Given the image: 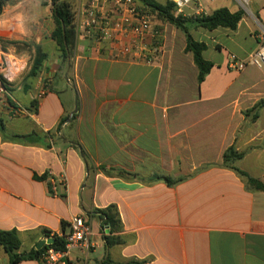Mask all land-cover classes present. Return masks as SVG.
I'll list each match as a JSON object with an SVG mask.
<instances>
[{
  "label": "crops",
  "instance_id": "0c3cea01",
  "mask_svg": "<svg viewBox=\"0 0 264 264\" xmlns=\"http://www.w3.org/2000/svg\"><path fill=\"white\" fill-rule=\"evenodd\" d=\"M90 2L77 10L67 62L50 39V3L18 0L0 15V231L15 230L16 253L28 254L80 215L90 249L71 251L68 264H264V192L221 167L234 146L245 152L238 169L264 185V107L255 122L243 115L264 99L255 83L264 73L228 66L258 48L257 32L244 18L235 31H191L212 64L199 84L183 37L159 32V55L137 60L124 41L85 33ZM249 5L264 29V0ZM98 7L112 16L110 0ZM110 205L113 233L94 214ZM0 264H9L1 248Z\"/></svg>",
  "mask_w": 264,
  "mask_h": 264
},
{
  "label": "trees",
  "instance_id": "16d2710c",
  "mask_svg": "<svg viewBox=\"0 0 264 264\" xmlns=\"http://www.w3.org/2000/svg\"><path fill=\"white\" fill-rule=\"evenodd\" d=\"M18 0H0V15L10 3ZM142 12L148 15L155 16L158 20L164 23H168L175 29L179 30L185 39V53H191L193 62L198 70L197 81L202 83L206 75L212 68V64L203 59L202 53L206 50V45L202 42L195 41L191 36V31L198 28L212 31L217 28H224L231 31H235L244 18V12L237 10L231 12L226 8H220L212 11L210 14L199 15L194 17H185L184 15L176 13V7L172 2L163 0H133ZM76 0H50L52 6V20L54 23V30L50 34V39L59 48L62 60L67 62L72 55L75 40L77 38L76 23H77V11H74L73 6ZM40 60L37 61L33 68L32 75H35ZM3 88L6 90L8 83L3 77H0ZM35 104V103H34ZM35 106V105H34ZM264 107V100L258 101L253 107L244 112V116L247 117V113L255 112ZM257 118L253 115L252 122ZM0 130L3 131V124L0 122ZM245 152H237L234 146L229 147L223 154L222 168L227 169L235 173V175L241 179L245 184L247 190H256L264 192V185L248 176L245 172L241 171L237 167V163L243 158ZM45 176L36 177V180H43ZM158 179L160 177H157ZM164 183L171 187L181 182L182 180L174 181L168 177H163ZM94 214L102 220V223L109 228V233L116 232L120 229V220L114 205H110L105 209H96ZM64 228L65 224L62 223ZM54 241L50 245L44 246L40 250H33L28 254H17L20 249L21 243L15 230L0 231V248L8 255L9 264H19L24 260L36 259L40 261V257L44 250L52 248L55 250L63 251L65 247L64 238L53 237ZM108 241V239H107ZM109 244V242H108ZM142 262H135L130 264H143ZM104 264H110L106 261Z\"/></svg>",
  "mask_w": 264,
  "mask_h": 264
},
{
  "label": "built area",
  "instance_id": "2783aa9c",
  "mask_svg": "<svg viewBox=\"0 0 264 264\" xmlns=\"http://www.w3.org/2000/svg\"><path fill=\"white\" fill-rule=\"evenodd\" d=\"M114 16L98 13L99 0H91L85 9V19L80 20V26L85 33L94 34L98 39L124 41L122 52L132 53L137 60L151 62L150 57H157L160 53L161 37L152 28L151 16L139 9L133 0H110ZM176 7V13L184 15V9L190 5L197 6L196 16L205 15L200 0H167ZM213 4L217 0H204ZM240 10L248 12L250 0H232ZM251 16V15H250ZM259 41L258 48L246 61H239L235 56L229 57V69L236 72L243 71L247 66H253L264 73V29L256 33ZM90 225L83 216H74L68 223V232L63 237L65 247L63 251L48 248L40 257L41 264H68L71 251L87 253L90 249Z\"/></svg>",
  "mask_w": 264,
  "mask_h": 264
},
{
  "label": "rangeland",
  "instance_id": "374dc122",
  "mask_svg": "<svg viewBox=\"0 0 264 264\" xmlns=\"http://www.w3.org/2000/svg\"><path fill=\"white\" fill-rule=\"evenodd\" d=\"M36 1H37V5H43V4H47V3L49 4L50 3V0H36ZM88 1L89 0H76L75 4L73 6L74 11H77L79 9V7L82 6V5L83 6L87 5ZM158 1L162 2L163 0H158ZM199 3L201 5L202 9H204V11L206 12V14H210L213 10H215V7H218V6H222V7L226 8V9H228L229 11H233V12L239 10V7L237 6V4L234 1H232V0H218L215 3H213V4H208L206 1L200 0ZM196 10H198L197 6L190 5V6H188V7H186L184 9V13H185L184 16L185 17H194V16H196V14H195ZM248 12L250 14L244 12V19L250 23L251 27L256 32L260 31V26L261 25L258 22L257 16L253 13L251 5L248 6ZM151 22H152V28L154 29V31H156L158 33L159 32L162 33V36L164 35L166 38L170 37V38H172L175 41L181 40L182 37L184 38V36L182 35V33L179 30L175 29L173 26H171L168 23L161 22L160 20H158L153 15L151 16ZM0 35H2V34H0ZM252 76H253V78H255L254 74ZM261 77H262L261 74L256 75L257 79L255 80V83L257 85H259V86H264L259 81L261 79ZM260 100H264V99H259L258 101H260ZM258 101H256L254 104H250V105H255ZM251 103H253V102H251ZM248 104H249V102L246 105H248ZM261 109L256 110L255 112L247 113V117L249 118L250 122H252L251 120L253 118V115H256L258 117L259 111ZM247 110H249V109H247ZM247 110H245V111H247ZM245 111H243V114H244Z\"/></svg>",
  "mask_w": 264,
  "mask_h": 264
},
{
  "label": "water",
  "instance_id": "95a60500",
  "mask_svg": "<svg viewBox=\"0 0 264 264\" xmlns=\"http://www.w3.org/2000/svg\"><path fill=\"white\" fill-rule=\"evenodd\" d=\"M54 241L52 239H47V240H44V241H40L35 249L36 250H40L41 248H43L44 246H47V245H50L51 243H53Z\"/></svg>",
  "mask_w": 264,
  "mask_h": 264
}]
</instances>
